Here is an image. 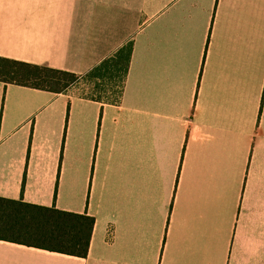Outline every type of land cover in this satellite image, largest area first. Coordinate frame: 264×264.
<instances>
[{"label": "crops", "instance_id": "obj_1", "mask_svg": "<svg viewBox=\"0 0 264 264\" xmlns=\"http://www.w3.org/2000/svg\"><path fill=\"white\" fill-rule=\"evenodd\" d=\"M132 43L117 104L0 82V197L86 213V257L264 264V0H0V57L85 74Z\"/></svg>", "mask_w": 264, "mask_h": 264}, {"label": "trees", "instance_id": "obj_2", "mask_svg": "<svg viewBox=\"0 0 264 264\" xmlns=\"http://www.w3.org/2000/svg\"><path fill=\"white\" fill-rule=\"evenodd\" d=\"M132 43L102 60L85 74L0 57V82L64 93L78 84L91 89L82 98L102 104L120 101L128 72ZM94 218L0 197V239L76 257H86Z\"/></svg>", "mask_w": 264, "mask_h": 264}, {"label": "rangeland", "instance_id": "obj_3", "mask_svg": "<svg viewBox=\"0 0 264 264\" xmlns=\"http://www.w3.org/2000/svg\"><path fill=\"white\" fill-rule=\"evenodd\" d=\"M89 89H91V87L88 84H78V85H74L72 87H70L68 89V92H70L71 94L74 95H87L89 93ZM21 135V132L16 133L13 136H4L3 139L0 138V142L7 144L10 141H12L14 138H18Z\"/></svg>", "mask_w": 264, "mask_h": 264}]
</instances>
